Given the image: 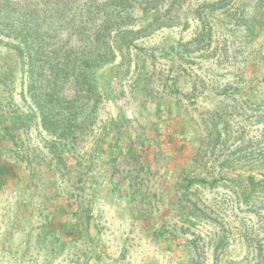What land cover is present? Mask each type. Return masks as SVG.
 Masks as SVG:
<instances>
[{
    "label": "rangeland",
    "instance_id": "rangeland-1",
    "mask_svg": "<svg viewBox=\"0 0 264 264\" xmlns=\"http://www.w3.org/2000/svg\"><path fill=\"white\" fill-rule=\"evenodd\" d=\"M95 1L0 0V264H264L238 178L264 170V0H128L86 100L80 67L12 47L59 36L77 65Z\"/></svg>",
    "mask_w": 264,
    "mask_h": 264
},
{
    "label": "trees",
    "instance_id": "trees-1",
    "mask_svg": "<svg viewBox=\"0 0 264 264\" xmlns=\"http://www.w3.org/2000/svg\"><path fill=\"white\" fill-rule=\"evenodd\" d=\"M137 1H142L145 4L147 3L150 5L154 0ZM91 4L94 6L96 14L101 16V20L97 24L95 22L90 24V27H86L87 25L81 26L82 37H80L79 40L82 41L83 44L79 51L80 57L77 65H74L75 59L72 58V50L65 51L64 44L59 41V36V38L55 37L54 39H50V37L44 39L41 37L38 41H35V43L30 41L25 43L24 49L19 47V45H14V47H12L14 48V52L16 51L17 56L19 55L20 57H22L23 53H25L29 59H31L33 54L43 53L48 56V60H42V64L39 67L40 70H49L53 74L55 81H57V78L59 79V77H61L62 81L67 82L68 77L73 73V70L76 67H80L81 73L79 75V87L80 90L84 92L83 98L86 100L89 99L91 95H94L95 92V87L92 85L93 81L90 77L91 71L107 64L114 57L115 48L110 43L112 34L114 32H121L122 36L127 39V36L130 33H134L132 29H125L123 27L126 26V24L123 23L125 18H131L128 7H134L132 3H128V0H103L100 2L95 1L94 3H89V5ZM118 6H120V8H118ZM85 22H87V20L83 21V23ZM9 28L12 30V35L17 34L19 31L17 27L15 28L13 23L11 24V19L8 18L7 13H0V29L5 30ZM24 29L28 30L29 28L25 26ZM10 32L11 31L8 32V35ZM41 34L47 33L41 31ZM20 41L23 40L21 39ZM59 53L64 54L63 56H57ZM50 57L53 58L52 61L49 60ZM54 83V81H51V84ZM74 101L72 99L67 102L72 106ZM46 113L47 112L43 110L41 112L42 123L49 128L56 122L54 123V120L51 119V115H46ZM6 128L4 127V129ZM254 174H258L260 178L255 179ZM238 178L240 179V188H242V194L246 201H248L252 195H256L264 201V170L263 173L248 172L245 177L238 175ZM76 212L77 209L75 210V213ZM72 226L77 227L78 224L75 223Z\"/></svg>",
    "mask_w": 264,
    "mask_h": 264
},
{
    "label": "crops",
    "instance_id": "crops-1",
    "mask_svg": "<svg viewBox=\"0 0 264 264\" xmlns=\"http://www.w3.org/2000/svg\"><path fill=\"white\" fill-rule=\"evenodd\" d=\"M3 134H5V133H3ZM1 140H2L1 141L2 143L0 144V167H10L13 165V163H8V161H6L3 158L4 157L3 152H4L5 148H7L9 146V143H7L4 138H2ZM6 170H8V169L6 168ZM9 175H11V176H9V179L11 180V182L18 180L21 177V174H13V172ZM22 201L24 202V200H22Z\"/></svg>",
    "mask_w": 264,
    "mask_h": 264
}]
</instances>
